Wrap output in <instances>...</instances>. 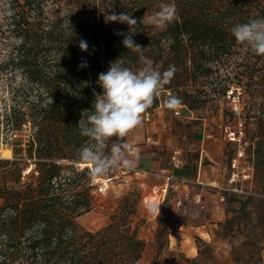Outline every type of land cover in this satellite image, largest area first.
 <instances>
[{"label":"trees","instance_id":"16d2710c","mask_svg":"<svg viewBox=\"0 0 264 264\" xmlns=\"http://www.w3.org/2000/svg\"><path fill=\"white\" fill-rule=\"evenodd\" d=\"M161 2L0 0V29L13 37V70L23 75L26 95L25 104L6 114L7 123L20 128L27 120L32 128L26 142H16L13 158H0V264H222L208 243L192 257L168 249V235L185 224V217L176 216L167 204L157 220L156 253L142 262L145 240L139 227L145 219L138 214L137 190L122 195L100 228L87 229L77 219L96 205L97 194L89 166L77 165L78 150L88 144L77 127L81 112L91 108L93 92L102 91L98 74L111 62L121 59L133 70L140 66L138 53L124 47L118 34L129 33L128 25L106 22L105 15L128 13L139 24ZM163 2L175 3L174 21L165 29L147 24L135 28L133 39L146 47L143 54L160 71L175 65L164 89L185 95L181 77H211L212 90L222 95L230 84L240 88L242 140L252 178L264 184V56L238 45L231 34L235 24L264 17V0ZM81 40L87 51L80 49ZM159 103L158 96L146 112ZM180 103L186 105L185 100ZM23 149L33 159L26 174ZM231 199H238V207L218 222V231L222 237L244 234L241 245L232 247L233 262L264 263V197L250 192ZM244 247L249 250L243 252Z\"/></svg>","mask_w":264,"mask_h":264},{"label":"rangeland","instance_id":"374dc122","mask_svg":"<svg viewBox=\"0 0 264 264\" xmlns=\"http://www.w3.org/2000/svg\"><path fill=\"white\" fill-rule=\"evenodd\" d=\"M12 40V35L0 29V158H13V148L18 146L16 142L19 139L26 142L32 130L27 120L20 128H12L7 123L6 114L11 107H18L22 102L25 104L26 99L21 87V83L25 82L24 77L18 69L13 70L16 68L13 63L16 59L12 60V55L16 54L17 49L13 47ZM134 41L138 43L139 39L135 38ZM180 81L187 85L185 95L163 89L159 98L163 100L164 97L169 99L181 96L180 101L185 100L190 117H181V112L178 115L172 113L171 119L166 120L170 121V125L160 123L157 130L166 131L170 137L171 150H181L183 163L180 171L188 181L168 180L166 191H162L166 182L165 174L173 171L151 173L132 169L129 176L121 174L115 178L105 194H96V205L77 219L87 229L100 228L109 222L110 214L114 212L122 195L137 190L140 194L138 214L145 219L139 227V234L145 240L142 262H148L156 253L155 233L159 217L158 214H149L146 206L160 205L161 211L167 204L176 216L185 217V224H177L168 235L169 250L192 257L197 255L198 248L208 243L222 264H235L232 260V247L241 245L244 234L222 237L218 231V222L224 221L232 214V209L238 207V199L231 198H239L250 192L264 197V184L252 178L253 169L245 150L247 143L242 140L244 124L238 114L242 106L239 97L241 90L230 84L227 93L222 95L212 90L214 83L211 77H181ZM102 91L99 93L102 94ZM158 107L159 104L148 112H154ZM146 115L147 112L143 115L142 127L131 131L125 138L126 143L132 147L147 140L144 137ZM228 131L236 132L237 138L231 139ZM239 151L243 152L240 157ZM21 156L26 161L23 169L26 174L30 170L27 167L33 166V159L28 160L24 149ZM77 165L78 168L86 166L82 162ZM225 191L228 192L225 194ZM193 209L196 210L195 215ZM191 245L196 247L195 252H189ZM248 248L241 250L246 252ZM165 256L163 251L161 258Z\"/></svg>","mask_w":264,"mask_h":264},{"label":"clouds","instance_id":"9594fccd","mask_svg":"<svg viewBox=\"0 0 264 264\" xmlns=\"http://www.w3.org/2000/svg\"><path fill=\"white\" fill-rule=\"evenodd\" d=\"M176 16L175 3L163 0L158 10L145 14L139 24L128 13L105 15L106 22L128 25L129 33L118 34L124 37V47L138 53L140 66L133 70L125 67L121 59L111 62L106 72L98 74L97 83L103 90L102 94L94 91L91 108L81 112L77 127L80 135L88 138V144L82 146L77 154L79 160L89 166V175L93 180L121 169L136 168L139 154L126 143L125 138L131 131L142 127L143 115L153 106L161 90L171 82L177 69L175 65L164 71L156 68L154 61L143 54L146 47L134 41V29L145 24L165 29ZM231 34L238 45L255 55L264 56V17L235 24ZM79 47L87 51L88 44L81 40ZM179 104L178 98L170 97L166 106L175 109ZM159 206L149 204L146 211L159 215Z\"/></svg>","mask_w":264,"mask_h":264},{"label":"crops","instance_id":"0c3cea01","mask_svg":"<svg viewBox=\"0 0 264 264\" xmlns=\"http://www.w3.org/2000/svg\"><path fill=\"white\" fill-rule=\"evenodd\" d=\"M181 117H190V111L186 105L180 107ZM161 114V115H160ZM172 109L166 106L158 107L154 112H147L145 120L146 141L133 145V149L139 154V162L136 166L137 170L143 172L159 173L173 171L174 174L186 177L180 168H173L171 156L172 150L169 148L170 137L166 131L157 130L160 123L162 125H170ZM158 125V126H157ZM161 127V126H160ZM170 149V150H169Z\"/></svg>","mask_w":264,"mask_h":264},{"label":"built area","instance_id":"2783aa9c","mask_svg":"<svg viewBox=\"0 0 264 264\" xmlns=\"http://www.w3.org/2000/svg\"><path fill=\"white\" fill-rule=\"evenodd\" d=\"M167 98L164 97L163 100L161 99L160 100V103H159V107L160 106H166V103H167ZM182 106V104L180 103L178 107H176L175 109H172V113L174 115H178L180 114V107ZM167 107V106H166ZM24 125V124H23ZM229 132V137L231 139H236L237 137V134L236 132L234 131H228ZM243 155V152L242 151H239L238 153V156H242ZM171 161H172V166L173 168H179L181 167L182 163H183V159H182V154H181V150L179 148H173L172 149V156H171ZM233 165L235 166V164L233 163ZM131 170H128V169H121V170H118L116 171L115 173L113 174H110V175H107L105 177H102L100 179H95L93 180L92 178L90 179V184L91 185H94L95 186V192L98 194V195H103L107 192V190L109 189V185L110 183L117 177H119L121 174H124L125 176H129ZM165 178H166V182H165V185H164V189L162 188V191H166L167 189V185H168V180H174V181H177V182H185V181H188V179L186 178H183L181 176H178L176 174H174L173 172H170V173H167L165 174ZM234 179V178H233ZM233 179H231V181H233ZM128 180V179H127ZM234 189H237V188H234ZM198 200H200V197H198Z\"/></svg>","mask_w":264,"mask_h":264},{"label":"bare ground","instance_id":"6f19581e","mask_svg":"<svg viewBox=\"0 0 264 264\" xmlns=\"http://www.w3.org/2000/svg\"><path fill=\"white\" fill-rule=\"evenodd\" d=\"M27 169H31V165L27 167ZM195 251H196V247L191 245L189 252H195Z\"/></svg>","mask_w":264,"mask_h":264}]
</instances>
